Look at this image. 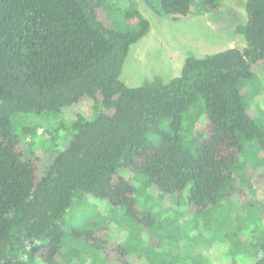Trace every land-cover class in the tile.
<instances>
[{
	"label": "trees",
	"instance_id": "16d2710c",
	"mask_svg": "<svg viewBox=\"0 0 264 264\" xmlns=\"http://www.w3.org/2000/svg\"><path fill=\"white\" fill-rule=\"evenodd\" d=\"M144 1L181 21L223 0ZM245 8L244 48L190 54L169 82L129 87L126 59L151 29L135 0H0V264H61L65 252L81 264L83 251L67 248L66 237L85 240L95 264H198L171 216L140 206L133 181L164 200L187 199L198 216L237 190V164L250 149L253 169L264 168V106L253 108L248 89L264 87V0ZM21 115H61L63 150L47 163L28 153L24 137L37 128L18 124ZM254 182L264 192V172ZM81 195L141 225L145 239L106 248L103 228L67 231ZM254 246L253 264H264V231Z\"/></svg>",
	"mask_w": 264,
	"mask_h": 264
},
{
	"label": "rangeland",
	"instance_id": "374dc122",
	"mask_svg": "<svg viewBox=\"0 0 264 264\" xmlns=\"http://www.w3.org/2000/svg\"><path fill=\"white\" fill-rule=\"evenodd\" d=\"M246 2L247 0H223L221 7L212 12L195 11L185 20L173 21L154 13L144 0H135L140 12L150 21L151 29L147 36L132 46L121 80L129 87H138L155 76L169 82L180 75L184 61L190 54L205 57L230 48H244L246 40L237 29L248 21ZM122 14L118 10L113 15L120 21L118 18ZM120 22L123 28L128 24L125 19ZM135 23L136 20H133L130 24ZM262 68L257 71L264 84ZM248 89L251 91L249 101L253 108L256 110L258 106L263 107L264 87L260 86L253 91L252 86H249ZM62 122L61 115H21L18 124L37 128L34 134L24 137L26 151L47 163L66 145L67 132L59 127ZM166 125L167 122L164 123ZM257 151V148L250 149L238 162L237 190L220 205L198 216L188 210L187 199L164 200L152 187L134 179L137 200L143 209L162 217L171 216L181 228L179 236L184 235L181 247L186 254L195 250L198 264H253L256 251L254 244L264 231V192L254 182L256 174L260 176L264 168L254 170L251 166ZM66 222L67 231L74 228H103L112 239L106 244V248L125 241L132 234L144 239L146 236L141 225L124 220L118 212L112 214L106 203L89 196L81 195L75 199ZM64 242L67 248L74 246L83 251L81 264H95L89 258L91 251L85 240L66 237ZM181 247L174 246L175 253ZM116 255L114 253L111 256L116 258ZM72 260L73 257L65 252L61 264H70Z\"/></svg>",
	"mask_w": 264,
	"mask_h": 264
}]
</instances>
